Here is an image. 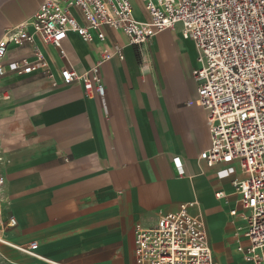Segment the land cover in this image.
I'll return each instance as SVG.
<instances>
[{"label": "crops", "instance_id": "crops-1", "mask_svg": "<svg viewBox=\"0 0 264 264\" xmlns=\"http://www.w3.org/2000/svg\"><path fill=\"white\" fill-rule=\"evenodd\" d=\"M43 1L0 0V39ZM138 1L145 14L135 18L147 20ZM103 30L106 39L93 30L91 42L69 31L62 48L86 73L104 50L121 47L124 59L114 55L101 66L106 108L100 96L86 95L81 82H63L60 71L68 61L40 34L35 44L53 77L8 70L0 78V172L6 176L0 228L14 215L17 224L5 236L15 244H39L35 255L0 244V264H136L135 226H154L162 213L183 204L205 222L220 264H252L240 250L249 245L248 222L233 184L243 174L219 175L225 164L198 161L211 134L196 102L193 40L178 24L141 50L123 32ZM32 50L10 45L6 59ZM175 156L185 172L173 163Z\"/></svg>", "mask_w": 264, "mask_h": 264}, {"label": "built area", "instance_id": "built-area-1", "mask_svg": "<svg viewBox=\"0 0 264 264\" xmlns=\"http://www.w3.org/2000/svg\"><path fill=\"white\" fill-rule=\"evenodd\" d=\"M142 1L149 13L144 21L135 18L131 0H44L30 19L8 27L0 39V78L8 70L22 74L39 71L53 77L48 59L35 44V34H40L45 42L61 49L68 61L60 71L63 82H81L86 95L100 96L106 108L101 66L114 55L124 59V53L121 47L114 52L104 50L100 59L81 73L62 48L68 32L75 31L91 42L94 30L105 40L103 28L109 26L144 50L158 32L181 24L183 36L196 46V102L206 112L211 134V145L199 154L198 161L209 167L225 164L219 175L243 174L233 181L248 222L249 245L240 250L247 262L264 264V0ZM10 45H33V50L31 55L7 60ZM173 163L185 172L181 157H173ZM5 185L6 176L0 172V222ZM232 214L238 213L234 210ZM16 224L14 215L2 223L0 244L35 255L37 241L20 245L5 236V229ZM135 244L136 264H220L205 222L191 215L187 204L177 212L162 213L154 226L138 223Z\"/></svg>", "mask_w": 264, "mask_h": 264}, {"label": "rangeland", "instance_id": "rangeland-1", "mask_svg": "<svg viewBox=\"0 0 264 264\" xmlns=\"http://www.w3.org/2000/svg\"><path fill=\"white\" fill-rule=\"evenodd\" d=\"M134 16H139L141 13H144V9H143V5L140 1H136V3L134 4ZM137 19V18H136Z\"/></svg>", "mask_w": 264, "mask_h": 264}]
</instances>
